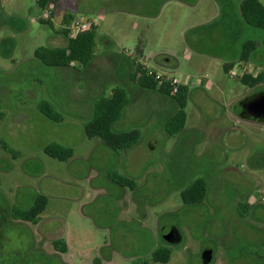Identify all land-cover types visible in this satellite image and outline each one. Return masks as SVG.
<instances>
[{"label": "rangeland", "instance_id": "obj_1", "mask_svg": "<svg viewBox=\"0 0 264 264\" xmlns=\"http://www.w3.org/2000/svg\"><path fill=\"white\" fill-rule=\"evenodd\" d=\"M70 4L78 19L98 22L94 57L83 67L33 61L38 48L67 44L63 6L47 20L36 0H0V264H161L151 254L162 246L172 251L166 264H204L205 249L212 250L209 264H264V120L240 115L242 101L264 92V83L250 87L224 70L238 61V43L262 31L244 22L237 0ZM53 36L63 40L53 43ZM138 61L193 89L188 121L170 136L176 105L166 110L142 96L113 126L138 128L142 138L116 153L87 138L84 127L112 88L135 86ZM243 70L264 71V55ZM233 73L239 78L240 67ZM43 101L61 122L39 112ZM49 143L70 147L72 158L48 156ZM200 178L208 183L205 201L184 204L181 192ZM38 195L48 198L39 222L23 221L18 210ZM172 227L181 234L177 244L168 243ZM59 239L66 253L55 249Z\"/></svg>", "mask_w": 264, "mask_h": 264}, {"label": "trees", "instance_id": "obj_2", "mask_svg": "<svg viewBox=\"0 0 264 264\" xmlns=\"http://www.w3.org/2000/svg\"><path fill=\"white\" fill-rule=\"evenodd\" d=\"M56 0H36L39 7L43 10H49V6ZM240 14L243 20L250 26L260 29L264 32V1L261 0H242L239 6ZM74 20L71 13H66L63 18V27L61 32L67 37V44L62 47H51L48 49L38 48L35 56L43 63L53 67H66L71 63H78L81 66L90 64L94 57L97 41L98 27H93L89 31L79 33L76 37L69 36V25ZM264 45V38H263ZM257 48V42L250 40L244 44L240 56V62H249L252 53ZM137 53L143 55L141 47L137 48ZM50 58L49 63L47 58ZM132 80H137L139 86L143 89L158 91L161 94L172 97L177 103V111L170 118L167 124V131L170 136L182 132L187 122L186 108L190 99V88L183 84L173 83L171 79L165 76L158 78V73L151 70L141 62H136ZM235 64H225L226 72L232 69ZM240 81L250 87H256L264 83V72L257 76L244 73ZM129 103L126 88L115 86L109 97L101 98L95 103L94 114L85 124L84 130L87 138H99L114 152H124L137 145L142 138L140 129H130L126 131H115L114 124L121 118L125 108ZM40 112L52 121L61 122L62 115L55 111L54 106L47 101H43L39 106ZM245 119H251L250 116H242ZM6 148V147H5ZM7 151L10 149L6 148ZM44 152L57 160L68 161L73 156V150L70 147L62 146L58 143H50L44 148ZM15 155V154H14ZM122 184L135 188L136 183L131 178H122ZM208 193V183L205 179H196L187 188L181 192L184 204H197L205 201ZM48 204V198L45 195H38L34 203L27 208L18 210L19 217L26 222L37 224L40 215L45 211ZM253 209V206L248 208ZM54 247L63 253L67 252V243L62 240H55ZM169 245L168 243L166 244ZM172 251L170 248L162 246L152 252V261L154 263L166 264L169 262Z\"/></svg>", "mask_w": 264, "mask_h": 264}, {"label": "crops", "instance_id": "obj_3", "mask_svg": "<svg viewBox=\"0 0 264 264\" xmlns=\"http://www.w3.org/2000/svg\"><path fill=\"white\" fill-rule=\"evenodd\" d=\"M75 3H77L78 2V0H73ZM131 1V3L134 5L133 6V8H135V7H137V8H139V0H130ZM264 1V0H263ZM64 2H67V4H65ZM70 2H72V0H56L53 4H51L50 6H49V10H50V13H51V18L50 19H48V20H51V19H53L54 18V16H55V10H56V8L58 7V6H63L64 7V10H65V12H64V14H63V18H64V16H65V14L66 13H71V14H73V10H74V4H70ZM242 2V0H237V9H238V12H239V15L241 16V14H240V11H239V6H240V3ZM77 6V5H76ZM127 14H129V15H132V16H138L139 17V13H137L136 11H129ZM73 16H74V19H77L78 17L77 16H75L74 14H73ZM242 17V16H241ZM243 19V18H242ZM42 20V19H41ZM245 22V21H244ZM208 23H210V21H207V22H205V23H203V24H200V25H198L199 27H201V25H205V24H208ZM246 23V22H245ZM198 26H196V27H198ZM63 27V19H62V23H61V28ZM61 31V30H60ZM262 31V30H261ZM62 33V32H61ZM263 38H264V32L262 31V32H260V35H259V37H257V39L256 38H253V39H249V40H247L245 43H243L242 45H240V43H238V48H239V54H238V61H230V62H227V63H225V64H235V66H239V67H241L242 66V68L243 67H247V65L253 60V58H255V59H261V57H262V55H264L262 52H258V50H259V48L261 47V46H264L263 45ZM61 40H63V38L62 37H60V36H53V38H52V40H51V42H53V43H55V42H58V41H61ZM250 40H253V41H255V42H257V48H256V50L252 53V55H251V57H250V60H249V62H240V56H241V52H242V48H243V46H244V44H246L248 41H250ZM107 43H111V41H110V39L109 38H107ZM53 47H62V46H53ZM35 53H36V50H35V52H34V56H35ZM35 58H36V56H35ZM37 65H39V66H42V65H44V66H46L42 61H40L39 59H34L33 60ZM167 62H168V60H166ZM139 62V61H138ZM72 64V66L73 67H76V66H80V64H78V63H71ZM163 66V65H162ZM235 66L233 67V68H235ZM67 67V66H66ZM81 67H83V66H81ZM165 68H171L170 66H168L167 65V63H166V65H165ZM230 70V69H229ZM261 72H264V71H255L254 73L255 74H251L250 73V71H245V73H248V74H251L252 76H257L258 74H260ZM228 73V72H227ZM133 74H131V76H132ZM240 78L241 77H239V78H235V79H239L240 80ZM136 83L134 84L135 86L134 87H127V86H125L124 88H126V90H127V93H128V95H130L131 96V101L129 100V103H128V105H127V107L125 108V110H124V113H123V115L121 116V118L115 123V125L118 123V124H120L121 122V120L123 119V116H124V114H125V112H126V109L128 108V109H130V104H132V103H135L136 101H139V99H141L142 98V96H146V98L145 99H153V98H155L158 102H159V104H161L162 105V108L163 109H166V110H168L169 108H170V103H172L173 104V109H174V106L176 105V108H175V110L173 111V113L171 114V116H170V118L176 113V111H177V103L175 102V100L172 98V97H170V96H167V95H164V94H161V93H159L158 91H153V90H147V89H143V88H141L140 86H139V84H138V82H137V80H134ZM180 84H183V83H180ZM207 84V83H206ZM184 85V84H183ZM187 86V85H186ZM190 88V87H189ZM112 90H113V88L111 89V93H112ZM190 90H191V88H190ZM192 94H193V89L191 90V92H190V98L192 97ZM93 110H94V106H93ZM39 112H40V110H39ZM94 112V111H93ZM41 113V112H40ZM42 114V113H41ZM92 118V117H91ZM170 120V119H169ZM89 121V120H88ZM87 121V122H88ZM187 121H188V117H187ZM86 122V123H87ZM186 124H187V122H186ZM185 127H186V125H185ZM185 129V128H184ZM115 131H126V130H117V129H115ZM100 142V141H99ZM50 144V143H49ZM48 145V144H47ZM47 145H45L44 147H43V150H44V148L47 146ZM125 157H126V155H125ZM122 158L120 157V158H118V161H120ZM122 165L124 166V164L122 163ZM130 167V166H129ZM67 247H68V244H67ZM106 262H108V261H106Z\"/></svg>", "mask_w": 264, "mask_h": 264}, {"label": "water", "instance_id": "obj_4", "mask_svg": "<svg viewBox=\"0 0 264 264\" xmlns=\"http://www.w3.org/2000/svg\"><path fill=\"white\" fill-rule=\"evenodd\" d=\"M247 112L255 118H264V93H261L256 98L248 101L244 105ZM181 240V234L179 230L172 227L168 231V243L177 244ZM202 260L204 264H209L212 260V250L205 249L202 253Z\"/></svg>", "mask_w": 264, "mask_h": 264}, {"label": "built area", "instance_id": "obj_5", "mask_svg": "<svg viewBox=\"0 0 264 264\" xmlns=\"http://www.w3.org/2000/svg\"><path fill=\"white\" fill-rule=\"evenodd\" d=\"M46 13H45V18L48 20L51 18V13H50V10H44ZM98 26V22H97V19H74L71 24L69 25L68 29H69V36L71 38H74L76 37L79 33H84V32H87L89 31L91 28L93 27H97ZM241 69V75L240 77L245 73V71L243 70L242 66L240 67ZM233 70L234 68L230 69L228 71V75L232 78V79H235L237 75H235L233 73ZM161 76H164V75H158V78L161 77ZM168 79H171L173 81V83H176L178 84V80L176 78H169L167 77Z\"/></svg>", "mask_w": 264, "mask_h": 264}, {"label": "flooded vegetation", "instance_id": "obj_6", "mask_svg": "<svg viewBox=\"0 0 264 264\" xmlns=\"http://www.w3.org/2000/svg\"><path fill=\"white\" fill-rule=\"evenodd\" d=\"M261 93H264V92L252 93V94L248 95V96L242 101V104H241L242 112L240 113L241 116L248 115V116H250V118H253V119L264 120V118H255V117H253L252 115H250V114L247 112V110H246L245 107H244V105H245L248 101H250V100L256 98V97H257L258 95H260ZM262 200H264V198H263ZM259 206H261V204H259ZM55 249H56V248H55ZM41 250H42V248H41ZM56 250H57V249H56ZM42 251H43V250H42ZM57 251H58V250H57ZM43 252H44V251H43ZM104 260H105V261H110V258H109V257H106V258H104ZM97 262H98V261H97ZM97 264H101V261H99Z\"/></svg>", "mask_w": 264, "mask_h": 264}]
</instances>
